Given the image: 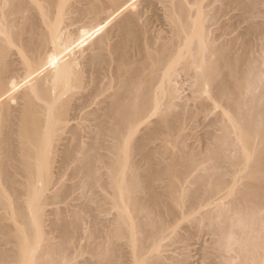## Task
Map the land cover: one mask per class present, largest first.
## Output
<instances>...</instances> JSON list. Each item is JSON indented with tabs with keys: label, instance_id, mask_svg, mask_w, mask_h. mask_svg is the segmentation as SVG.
Here are the masks:
<instances>
[{
	"label": "bare ground",
	"instance_id": "6f19581e",
	"mask_svg": "<svg viewBox=\"0 0 264 264\" xmlns=\"http://www.w3.org/2000/svg\"><path fill=\"white\" fill-rule=\"evenodd\" d=\"M169 1L171 35L156 38L125 0H0V210L18 203L24 218L15 229L0 211V264H186L188 252L170 246L187 248L203 229L213 235L207 264H264V0H218L248 24L231 38L221 25L228 39L210 35L215 0ZM83 32L94 46L81 60L73 42ZM182 72L193 107L177 102ZM73 119L95 125L87 141L76 126L64 156L96 205L88 231L81 213L70 224L57 211L56 241L42 229L44 158ZM188 127L206 129L201 147L185 142ZM73 230L96 240L92 259L72 250Z\"/></svg>",
	"mask_w": 264,
	"mask_h": 264
},
{
	"label": "rangeland",
	"instance_id": "374dc122",
	"mask_svg": "<svg viewBox=\"0 0 264 264\" xmlns=\"http://www.w3.org/2000/svg\"><path fill=\"white\" fill-rule=\"evenodd\" d=\"M125 1L132 2V4L133 3L135 4V6L137 5L139 13H141L140 21L142 24L144 22V24L147 25V27L149 28L150 34H152L156 38H158V37L159 38H162V37L166 38V37H169L171 35V26H170V21H169V15L171 13V11H170L171 3L169 0H125ZM188 2H190V0H185V3L188 4ZM220 2L221 1L215 0V3L210 5L211 7L209 6L208 8L214 9L215 6H217L218 4L220 6L222 4V3L220 4ZM197 7H198V5L195 8H197ZM227 7H229V9ZM232 7L233 6H226V7H223V9H222V7L218 8V6H217L218 9H222V10L217 9L220 13V16H219L220 19L218 20V22L215 24H210L211 26L209 27L210 28L209 30H210L211 36L216 37V35H218L217 37H219V34H221L223 32L221 29L224 30L223 27H228V28H225V31L227 32V34H229L228 35L229 38H231L230 36L234 37V36H236L237 33L239 34V32H242L243 30L247 29L246 27H248V24L244 20H243L244 22L241 21L243 19L242 17L240 18L241 14L243 13L241 8L238 9V7L236 8V6L233 8ZM220 11H222V12H220ZM197 16H198V14H197ZM260 20H264V18H260ZM77 25H79V24H77ZM221 25H223V27ZM74 27L77 28L78 26L76 27V25H75V26H73V28ZM75 28H74V30H76ZM218 28H220V29L218 30ZM227 29H228V31H227ZM219 31H221V32L219 33ZM225 31H224V34L222 33V35H224V36L226 33ZM76 35L79 36L80 33H78ZM82 35H84V32L81 33V35H80L81 38L80 37L78 38V36H76L77 38H75V40L78 42H73L74 44L76 43L75 47H77V48L79 47L78 49H76L74 47L76 49V50L74 49V51H75L77 58L82 57L81 60L83 58L86 59L91 54V51L93 50V46H94V44H93L94 40L92 39V37H90L91 35L87 34L88 35L87 36L86 33L84 36H82ZM224 36L220 35V37H224ZM228 36L226 35L224 38L228 39ZM258 36H261V33H260V35L258 34ZM16 49H18V48H16ZM181 50H183V48ZM22 65H24V64H22ZM22 65L21 64H20V66L18 65L19 69H21L20 67H22ZM22 71H24V69ZM22 71H21V73H22ZM188 79H190V78H188V76H186L185 73H183V72L176 77L177 96H178L177 102L188 103V106L191 105L193 107L197 104L198 100H196V103H195V100L193 99V97L195 95L192 93L193 89H191V86H190L191 81ZM159 117H160L159 114H153L152 117L150 118V121H148L146 124L149 126H154L155 121H157V119ZM90 123L93 124L95 122H89L88 125H90ZM84 125H87L86 120H84V119L74 120L73 119V121H71L69 123L70 129L65 134L66 138L62 139V140L56 139L53 141L52 146H54V148L52 150V153L51 154L49 153V155L47 154V157L45 156V158H44V161L46 160V158L47 159L52 158L48 169H46L47 172L51 173V176H52L51 183L48 186L46 184V182H47L46 179H43L44 182L42 180L36 184V187L39 190H41V189L44 190L48 186V189L44 190L45 195L47 197L45 198L46 202L44 203V206H43L45 213L42 217V229L46 232V237L48 236L51 239L56 240V241L60 238V232L54 228V223L57 222L59 219L58 215H56L57 211H59V210L62 212V217L64 218L63 220L67 221L70 224H73L76 220V215L81 213L82 225L84 227V230L88 231L90 229V225L93 224V216H94L93 209H94L96 204L89 203V198L91 196H88V195L87 196H85V195L81 196L82 189L75 187V184H74V182L76 180L73 179V174H72V171L74 169L73 163L72 162L67 163L66 162L67 159L65 161V156H64L65 145L71 141H75L74 131H75L76 126L80 130L81 127H82V129L84 128ZM93 125H92V128H93ZM94 127H95V125H94ZM90 128H91V126H87L85 129H83V130L81 129L82 130V131H80L81 135L77 136L78 139H82V140L86 139V141L88 139H91V138H88L92 135L90 133L88 134V132L92 133V131H93L92 128H91V130H89ZM205 130H204V128H201V127H198V128L195 127L194 129H192L190 127L186 128L188 136H187L185 142L194 148L196 146L201 147L203 144H202V140L199 139V135L204 134ZM196 134H198V135H196ZM103 141H104V138H103ZM106 141L107 140H105L104 142L106 143ZM5 160H6V153L4 152V150L2 148H0V167L3 166ZM64 164H65V168L63 169L64 170L63 174H61L59 171L61 170L62 166H64ZM59 178H61L65 183L67 182L66 185L68 184V186H70L69 187L70 190L68 192H66V189L64 191V189H62L63 187L62 188L59 187V185H58V179ZM23 179L24 178H22V180ZM64 187L66 188V186H64ZM2 188L6 191V195L8 196V198L5 200H9L11 202L12 201L16 202L15 195L18 193L15 192L14 189L11 188V186L9 187L8 184L3 185ZM2 199H4V198H2ZM17 199H18V197H17ZM223 199L228 200L229 198L227 199V196H224ZM1 203L2 202H0V206H2ZM17 204L18 203L14 204L16 206H13V205L9 206L8 209L6 208L7 210L6 209L3 210V207H1L2 209L0 210L3 213L6 212V216H7L8 220L11 222L12 227L15 229H16V227L22 228L23 227L22 223L24 222V218L22 217L23 209L19 204L18 205ZM32 204H35L34 199L32 200ZM90 204L93 207L92 209L88 208L90 206ZM35 209H36V207L34 205L33 211H35ZM35 215H37L36 211L32 216L35 217ZM179 223H180L182 228L187 227V225H188L187 224L188 221L186 219H182V218L180 219ZM86 232L85 233L81 232V231L76 232L73 230L70 234V237L72 238V240L78 242V246L72 248V250L76 251V253L78 254V259H80V261L92 259V251H93V245L92 244L93 243L91 244L90 242H96V240H94V238H92L91 235H89V233H86ZM182 232H185V230L183 229ZM211 236H213V235L212 234L210 235V233H207V231L204 229L201 231H198V232L196 231V233L189 240V242H188L189 245L187 248L185 246H183L184 243L176 242L173 246H170V248L174 252L176 251L177 254L173 253V251L171 249L165 248V249L170 250V252H167L168 250H165V252H167L166 255L171 256V254L173 253L172 256H180L181 255V257H183V254L188 252V254L190 256L188 257L189 259L186 260V264H207V258H205L206 259V261H205V259H204L205 253L203 255V252H205L209 248L208 247L209 245L212 246L211 243L213 242L212 241L213 239ZM44 243H45V240L42 239L38 242L37 245L39 247H41ZM164 243H168V241H164ZM206 247H208V248H206ZM204 248H206V250H204ZM29 251H31V250H29ZM165 252L163 251L164 254H165ZM180 252H182V254H179ZM185 255H187V254H185ZM80 264H82V263H80Z\"/></svg>",
	"mask_w": 264,
	"mask_h": 264
}]
</instances>
